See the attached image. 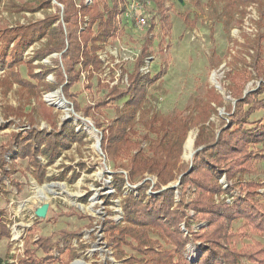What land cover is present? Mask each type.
<instances>
[{"label":"trees","instance_id":"trees-1","mask_svg":"<svg viewBox=\"0 0 264 264\" xmlns=\"http://www.w3.org/2000/svg\"><path fill=\"white\" fill-rule=\"evenodd\" d=\"M153 1L162 11L163 21L166 22V0ZM262 1L228 0V7L235 12L239 11V7ZM57 2L63 7V17L53 0H40L33 9L28 4L24 8L32 12L54 8L57 13L28 25L0 26V68H7L8 75L0 80V89L7 95L18 85L19 91L26 92L28 98H32L40 97L42 92L61 88L66 99L73 103L75 111H82L84 118H90L92 107L81 108L78 95L72 92V88L82 80L83 73H86L87 81L91 82L94 75L104 67L99 52L104 51L107 44L121 33L120 16L124 9L119 0L112 6L104 0H91L90 4L87 0H79L78 3L76 0ZM196 3L199 4L198 1ZM153 29L154 24L149 28L146 43L133 72L122 70L129 81L127 87L113 85L96 109L124 101L122 108H117V117L103 129L101 147L112 159L129 155L139 148L131 158L129 179L135 182L145 173L155 174L159 181L155 187L158 193L147 197L146 191L150 186L146 182L136 188L139 191L138 197L129 191L122 200L125 224L117 225L113 218L105 219V241L112 249L115 259L124 260L126 264H190L188 247L197 242H200L202 250L194 264H264V244L254 241L237 248L234 246V239L238 233L231 230L234 222L244 220L241 237L248 234L264 237V202L257 199L261 196L260 184L241 181L243 176L255 170L258 159H264V120H251L255 113L264 110V83L258 90L247 94L242 89L248 77H244L235 86L232 85L230 91L236 100L235 105H227L223 96L214 89L208 91L207 102L199 117V122L203 125L195 143L197 152L191 164H178L182 143L187 137L190 124L185 123L182 118H162L153 113L148 127L149 132L157 138L150 141L148 152L152 155H149L133 140V135L138 114L144 111L148 86L161 75L160 72L152 77L150 73L143 74L140 71L151 56L153 38L150 35ZM44 39L47 40L45 46L35 50L31 60L26 63L29 77L38 81L35 84L24 79L17 68L25 63L24 54ZM53 55L59 57L53 59L54 67L34 65V62H42ZM255 72L259 78H264V65L257 64ZM51 73L55 74V82L47 81ZM218 108H224L229 113L228 124L225 126L226 122L223 121L224 126L212 140L205 139V124L213 115L218 116ZM4 112L7 119L10 116L15 119L28 118L31 128L13 133L10 141L1 145L0 197L8 195L7 187L1 182L2 178L5 176L10 179L19 160L30 162L37 171L39 182H42L46 172L38 157L43 156L52 164L75 143L84 145V139L88 136L85 130L79 132L68 119L61 121L59 126L53 111L46 108L44 114L51 127L50 132L34 128L33 116L29 117L20 107L7 106ZM10 149H15L16 153L12 162L7 164L6 155ZM222 176L232 182L225 190L226 193L230 194L235 190L239 192L235 197L230 195L233 198L231 204L225 198L221 199L225 193L219 183ZM177 179L181 188H163ZM114 183L117 197L123 196L125 177L115 174ZM216 196L220 197L219 201L215 199ZM190 211L194 213L193 216ZM191 220L198 226L203 222L207 224L195 232L190 225ZM182 223L186 225L187 234L181 228ZM77 235L76 232L64 230L56 243L52 242V237H40L30 246L29 240L25 258L8 264H70L78 258L79 249H85L83 245L73 246V239ZM11 237L8 219L4 211L0 210V241L10 240ZM126 247L139 257L129 255ZM40 251L44 254L43 257L38 256ZM55 251L58 252L57 256ZM64 256L67 258L66 262H63ZM0 264H3L1 259Z\"/></svg>","mask_w":264,"mask_h":264},{"label":"rangeland","instance_id":"rangeland-1","mask_svg":"<svg viewBox=\"0 0 264 264\" xmlns=\"http://www.w3.org/2000/svg\"><path fill=\"white\" fill-rule=\"evenodd\" d=\"M39 1L0 0V26L28 25L57 13L54 8L36 12L24 8L28 4L33 9ZM104 1L112 6L116 0ZM119 1L124 9L120 16L121 33L107 44L104 51L99 52L104 67L94 75L91 82L87 81L86 73H83L82 80L72 88V92L78 95L81 108L92 107L90 118H84L82 111H75L73 103L66 99L61 88L42 92L40 97L32 98H28L26 92L19 91L18 85L7 95L0 89V151L1 145L9 142L13 133L31 128L28 118L15 119L10 116L7 119L4 112L7 106L20 107L29 117L33 116L34 128L38 130L51 131L44 114L46 108L53 111L59 126L61 121L68 119L79 132L85 130L88 134L84 145L75 143L52 164L43 156L38 157L46 172L42 182H39L37 171L27 160L17 162L16 171L10 179L5 176L2 178L1 182L7 187L8 195L0 197V210L4 211L12 231L10 240L0 241V259L3 264L25 258L27 241L30 240L32 246V242L40 237H52V242L56 243L61 239L64 230L78 233V237L73 239V246L83 245L85 248L79 249L78 258L70 264H126L124 260H116L112 249L107 245L103 223L105 219L113 218L117 225L124 226V196L132 191L138 197L139 191L136 188L145 182L150 186L146 191L147 197L156 196L158 191H155V187L159 181L151 173L143 174L135 182L129 179L131 158L139 148L129 155L112 159L101 147L103 129L117 117V108H122L124 101L110 103L100 110L96 108L113 85L127 87L128 78L122 70L133 72L152 24L154 29L150 37L153 42L151 56L147 60H150V76H156L160 72L161 75L148 86L144 111L138 114L133 135V140L147 154L152 155L148 152L150 141L157 138L149 132L148 127L153 113L162 118H182L185 123L190 124L187 137L182 143L178 164H191L197 152L195 143L203 125L199 122V117L207 102L208 91L214 89L223 96L227 105H235L236 100L230 91L232 85L235 86L244 77H248L242 89L247 94L258 90L264 83V78H259L255 72L257 64L264 65V0L239 7V11L235 12L228 7V0H166V22L163 21L162 11L153 0H141L143 8L134 16L127 14L129 0ZM87 2L90 4L91 0ZM53 4L60 8L63 17V7L57 0H53ZM138 18L146 19L144 27L137 24ZM61 23L64 27L62 20ZM46 42L44 39L32 46L24 54L25 63L17 68L24 79L35 84L38 81L29 77L26 63L31 60L34 51L44 47ZM57 57L53 55L42 62H34V65L54 67L53 59ZM4 77H8L7 68H0V80ZM47 81L55 82V74H49ZM217 111L218 116L213 115L205 124V139L212 140L224 126L223 121L226 122L225 126L228 124L229 113L224 108H218ZM251 120H264V110L255 113ZM98 125L100 128H97ZM15 153V149L8 151L7 164L12 162ZM115 174L126 179L123 196L117 197L115 193ZM12 181L16 184H12ZM241 181L260 184L261 196L257 199L264 202V159H258L255 170L243 176ZM219 183L225 191L232 182L222 176ZM170 186L181 188L179 179L163 188ZM231 194L235 197L239 192L235 190L228 194L225 191L221 199L225 198L231 204ZM215 199L219 201L220 197L216 196ZM44 204L49 205L48 213L44 219H39L36 210ZM73 213L76 216H71ZM190 215L193 216L194 213L190 211ZM190 222L195 232L207 224L203 222L198 226L192 220ZM244 223V220H240L231 227L233 232L238 233L234 246L242 248L254 241L264 244V237L250 234L241 237ZM181 228L188 233L185 223L181 224ZM195 245L201 246L200 242L190 244L191 250ZM125 250L129 255L139 257L131 249L126 247ZM55 255H58L57 251ZM38 256L43 257L44 254L40 251ZM66 259L64 256L63 262ZM195 262L197 260L190 261V264Z\"/></svg>","mask_w":264,"mask_h":264},{"label":"built area","instance_id":"built-area-1","mask_svg":"<svg viewBox=\"0 0 264 264\" xmlns=\"http://www.w3.org/2000/svg\"><path fill=\"white\" fill-rule=\"evenodd\" d=\"M129 4L127 5V14H130L131 16H134L138 11L142 10L143 8V4H142V1L141 0H129L128 1ZM137 24L140 26V27H144L146 25V19L145 18H138L137 19ZM152 60V59H151ZM150 60H146L145 61V64L141 67L140 71L141 73L143 74H148L150 73ZM128 80H127V85H128ZM224 183V181L222 182ZM227 202H229V200H227ZM198 227V226H197ZM188 253H187V257L189 259V261L191 262H194L196 261L198 258V255L200 254L201 252V246L200 245H195L193 246V250H191V246L189 245L188 247Z\"/></svg>","mask_w":264,"mask_h":264},{"label":"water","instance_id":"water-1","mask_svg":"<svg viewBox=\"0 0 264 264\" xmlns=\"http://www.w3.org/2000/svg\"><path fill=\"white\" fill-rule=\"evenodd\" d=\"M48 209H49V205H48V204H44V205H42L41 207H39V208L36 210V216H37L39 219H44V218L47 216Z\"/></svg>","mask_w":264,"mask_h":264},{"label":"crops","instance_id":"crops-1","mask_svg":"<svg viewBox=\"0 0 264 264\" xmlns=\"http://www.w3.org/2000/svg\"><path fill=\"white\" fill-rule=\"evenodd\" d=\"M8 227H9V226H8ZM11 235H12V231H11ZM11 262H12V263H13V262L17 263V262H18V260H17V261H11Z\"/></svg>","mask_w":264,"mask_h":264}]
</instances>
